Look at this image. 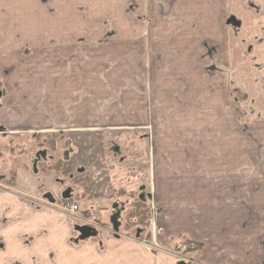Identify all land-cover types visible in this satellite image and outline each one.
<instances>
[{"label":"rangeland","instance_id":"rangeland-1","mask_svg":"<svg viewBox=\"0 0 264 264\" xmlns=\"http://www.w3.org/2000/svg\"><path fill=\"white\" fill-rule=\"evenodd\" d=\"M239 2L0 0V90L4 98L9 97L12 87L42 90L39 95L51 98L60 91L62 125L45 126L62 128V147L54 152L55 157L61 151L66 154L63 149L67 154L78 150L81 141L83 149L94 143L106 155L116 187L127 191L122 196L129 200L124 224L133 220V202L139 196L146 198L152 216V194L160 196L156 182L158 179L161 185L162 174L158 173L162 169L168 173L163 176L168 178L167 194L183 191L180 181L193 180L175 170L171 157L175 150H184L191 139L202 145L206 138L212 159H216L219 133L224 127L222 117L227 122L226 132L251 130L259 120L246 118L251 110L239 107L233 89V67L243 63L244 54L250 57V44L234 43L232 38L226 43L220 37L219 27L224 26L231 11H239ZM18 3L25 4V12H16ZM242 8L264 11V0H242ZM17 16H24L23 21H14ZM42 23L46 28H40ZM9 129L0 124V131ZM77 134L81 138L73 140L71 135L76 138ZM11 136L16 135L0 133V180L3 176L12 180L16 162L27 164L46 143L45 138ZM194 187L201 190V184ZM194 196L204 202L203 195ZM211 197L214 202V193ZM232 205L224 207L228 211L234 209ZM151 223L145 230H153L149 244H154L158 230L156 223ZM233 223L226 221L230 230L225 240L230 244L239 239L233 233ZM259 224L263 257L264 228L262 222ZM210 229L188 221L172 245L178 250L191 247L188 251L197 256L202 246L196 244H210L215 247L211 256L217 258L218 244L224 238L217 231V222ZM186 237L191 241L189 246ZM238 255V248L232 250L227 264L239 260Z\"/></svg>","mask_w":264,"mask_h":264},{"label":"crops","instance_id":"crops-1","mask_svg":"<svg viewBox=\"0 0 264 264\" xmlns=\"http://www.w3.org/2000/svg\"><path fill=\"white\" fill-rule=\"evenodd\" d=\"M16 7L17 13L25 12V4L18 3ZM238 7L239 11L237 8L231 11L224 26L219 27L220 37L226 43L227 38H232L234 43L250 44V57L244 54L243 63L233 67L236 79L233 89L239 107L251 110L246 118L259 120L252 124L251 130L245 128L240 132L235 128L226 132L227 122L222 117L225 131L222 129L219 133L216 159H212L206 138L200 142L202 145L191 139L184 150L178 149L171 154L175 170L193 180L180 181L183 191L167 194L164 189L168 188V178L163 176L168 173L162 169L158 173L162 174L161 185L158 179L156 182V192L160 196L148 192L155 202L151 222L156 223L158 234L154 244L160 239L163 248L152 250L136 234L121 230L125 218L117 214V205L123 203L125 197L114 195L112 191L126 189L116 187L115 175L107 168L106 155L94 143L83 149L81 141L78 150L67 154L68 150L63 149L66 154L62 155L61 151L58 158L54 152L44 151V157L39 160L41 167L37 166V155L31 156L24 165L17 161L14 178L7 181L5 176L3 180L1 177L0 184L8 191L0 192V264H187L171 250L188 221L193 225L196 222L208 225L209 232L210 226L217 222V231L224 238L218 244L217 258L211 256L215 247L202 245L197 256L194 255L196 259L193 256L194 264H227L228 254L231 256L232 250L236 252L237 248L239 255L236 257L240 259L230 260V264H264V256L260 257L259 251V222L264 228V11L243 9L242 0ZM23 19L24 16H17L14 21L22 22ZM40 28L46 25L42 23ZM26 89L12 87L9 97L2 98L0 123L10 126V133L16 135L11 137L53 136L59 140L56 152L62 147V128L47 129L45 126L62 125V101L57 95L61 92L54 93L51 98L39 95L42 90ZM24 98L26 101L22 102ZM37 132L44 133L35 134ZM77 135L76 138L71 135L73 140L81 138V134ZM176 153L179 154L175 156ZM62 159L69 165L67 177L62 176L60 168L56 170L55 162ZM195 184H201V190L200 187L195 189ZM46 192L57 200L70 197L79 204L83 212L103 225L98 236L77 244L69 242L72 229L64 209L37 207L32 203L44 198ZM194 193L203 195L204 202L196 199ZM212 193L216 197L214 202ZM227 203L233 204L234 209L230 207L227 211L224 207ZM227 220H233V233L239 235L233 244L225 240L230 230L226 227ZM184 232L187 233L186 229Z\"/></svg>","mask_w":264,"mask_h":264},{"label":"flooded vegetation","instance_id":"flooded-vegetation-1","mask_svg":"<svg viewBox=\"0 0 264 264\" xmlns=\"http://www.w3.org/2000/svg\"><path fill=\"white\" fill-rule=\"evenodd\" d=\"M2 97H3L2 91L0 90V101H1ZM0 124H2V123H0ZM2 125H4V124H2ZM10 132H11L10 130H9V132L0 131V133H4V134L10 133ZM50 132L58 133L57 131H50ZM43 133L44 132H37L35 134H43ZM10 134H12V133H10ZM42 138L46 139L45 140L46 143L41 144L43 147L42 149H40V150L38 149V152H40V153H38L36 156L37 157L36 162H38L39 160H41L44 157L43 156L44 151L46 152L48 150L52 153L55 152L56 145L59 143V140H56L53 136H50V137L39 136V137H36L35 139L40 140ZM30 158H31V156H30ZM28 160H30V159H28ZM62 160H64V159H62ZM62 160L55 162L56 170L60 168L62 171ZM64 161H66V160H64ZM40 162L41 161H39L37 163L38 164L37 166H39V167H41V165H42V163L39 164ZM68 167H69V165H68ZM69 172H70V170H69ZM62 176L67 177L68 173H62ZM4 191H8V188L5 185L0 184V192H4ZM112 194L124 196L125 193L124 194L120 193V190H118V191L113 190ZM148 194H150V193H148ZM113 199H114V197H113ZM71 200L72 199L70 197H65L63 200H62V198L57 200L54 198V196L50 192H46V195L44 198L35 199L34 201H32V203L37 207L48 206V207H55L58 210H62V208L64 209V211L66 212V215L68 216V218L70 220L72 234L70 235L69 242H71L72 244H77L80 241L88 240L90 238L97 237L99 234V231L101 230L103 225L101 223H99L97 220H95L94 218L89 217L87 215V213L82 211V208H80L79 204H77ZM128 201L129 200L127 198H124L123 203H118V205H117V210H118L117 214L120 215L119 217H121V218L126 217V216H124V214H127V209L129 208ZM72 205H74L75 207H72ZM124 222H125V220H123L122 226H121L122 227L121 230H123L124 233L127 234V233L131 232L133 234H136L139 237V239H141L142 241L147 243V246L152 250L157 249V248H159V249L163 248V246H161L159 243L158 244L157 243L156 244H149V243L153 242V240H151V237H152L151 231H149L151 233V237H148L147 233H149V232H147L145 230L146 229L145 227L137 228V226H136L131 230V229L126 227L127 223L124 224ZM150 224H151V217H150ZM79 226H88V227L92 228L94 231H96V235L81 239V231L78 229ZM73 231L76 234H73ZM118 234H121V232ZM186 245L189 246L190 244H186ZM188 250H192V248L190 247L189 249H187L186 246H184L178 250L176 248V246H174L171 251H172V253H174L175 256L181 258L183 261H186L187 264H194L195 259L193 258L191 251H188Z\"/></svg>","mask_w":264,"mask_h":264},{"label":"trees","instance_id":"trees-1","mask_svg":"<svg viewBox=\"0 0 264 264\" xmlns=\"http://www.w3.org/2000/svg\"><path fill=\"white\" fill-rule=\"evenodd\" d=\"M62 173H69V167L68 163L64 160H62ZM125 190H120V193H125ZM151 196V194H149ZM135 205V210L132 211V214L130 215L131 219H133L131 222L127 223V228L133 229L136 226H142L145 227L146 229L148 226H150V206L146 200V198L142 199L141 196L137 197V199L133 202ZM135 217V218H133ZM148 237H151V233H147ZM188 238V237H186ZM185 243L190 244L189 238L184 240ZM197 246H202L201 243L196 244Z\"/></svg>","mask_w":264,"mask_h":264},{"label":"water","instance_id":"water-1","mask_svg":"<svg viewBox=\"0 0 264 264\" xmlns=\"http://www.w3.org/2000/svg\"><path fill=\"white\" fill-rule=\"evenodd\" d=\"M78 229L81 231V239L96 235V231L88 226H79Z\"/></svg>","mask_w":264,"mask_h":264},{"label":"built area","instance_id":"built-area-1","mask_svg":"<svg viewBox=\"0 0 264 264\" xmlns=\"http://www.w3.org/2000/svg\"><path fill=\"white\" fill-rule=\"evenodd\" d=\"M72 207H75L74 205H72Z\"/></svg>","mask_w":264,"mask_h":264}]
</instances>
